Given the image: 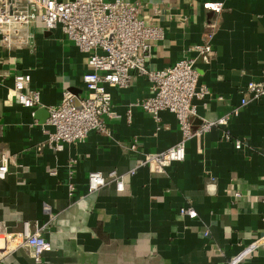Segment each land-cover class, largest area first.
I'll return each mask as SVG.
<instances>
[{
    "label": "crops",
    "instance_id": "crops-1",
    "mask_svg": "<svg viewBox=\"0 0 264 264\" xmlns=\"http://www.w3.org/2000/svg\"><path fill=\"white\" fill-rule=\"evenodd\" d=\"M126 1L138 3L141 16L163 28L146 63L151 69L196 56L190 47L202 42L206 24L215 23L210 60L195 64L209 93L193 101L196 115L189 121L194 130L202 119L227 113V124L202 135L200 153L189 138L184 159L160 173L137 166L181 135L172 112L161 110L156 122L129 106L150 95L147 79L135 76L127 88L107 87L114 112L105 119L108 133L90 130L82 141L49 148L47 106L59 103L65 90L85 93L86 54L60 27L31 24L30 47L0 46V143L11 155L0 180V250L3 233L29 220L42 226L50 243L40 264H226L254 243L238 264H264V94L240 105L248 81L264 85V0ZM214 1L223 8L204 6ZM16 71L30 75L28 86L39 91L41 105L28 108L15 100ZM112 170L123 175V190L111 181L88 190L90 171L106 176ZM45 204L49 214L42 211ZM187 206L194 217L180 214ZM0 264L35 263L18 248Z\"/></svg>",
    "mask_w": 264,
    "mask_h": 264
},
{
    "label": "built area",
    "instance_id": "built-area-1",
    "mask_svg": "<svg viewBox=\"0 0 264 264\" xmlns=\"http://www.w3.org/2000/svg\"><path fill=\"white\" fill-rule=\"evenodd\" d=\"M204 6L221 10L223 3L214 1ZM36 24L41 30L60 27L64 35L86 54L87 70L81 75L85 93L74 95L63 91L61 101L48 105L44 140L49 148L59 150L63 143L82 141L88 131L108 133L106 118L114 114L112 97L108 86L127 88L135 76H144L149 82L150 95L133 101L131 106H139L159 122V112H172L178 121L180 139L166 149L147 153L138 160L137 166H145L151 173H160L172 162L182 161L185 156V143L189 138L197 142L201 152L202 135L214 125H226L227 113L215 120L202 119L192 130L190 115H196L195 99H203L209 89L198 82L196 59L208 62L212 54L211 40L215 23L205 25L202 42L190 47L196 53L193 57H183L173 64L151 69L146 63L151 56L152 45L163 37V28L153 20L140 14V5L126 0H0V46L7 50L30 47L32 34L29 26ZM135 73V74H134ZM30 75L16 71L13 75L12 95L24 107L40 104L39 91L30 89ZM264 94V85L248 81L246 94L240 105L255 100ZM222 97L218 96L217 100ZM159 129V126H158ZM227 137V135H224ZM41 144V143H40ZM240 142H235L239 147ZM135 149V144L130 145ZM9 151L0 143V180H3L11 161ZM72 164V160L68 165ZM136 166L129 169L134 174ZM111 181L119 191L123 190V175L115 170L106 176L99 171L87 175L88 190L93 191ZM71 188V185H70ZM236 195H238L236 193ZM42 211L49 214L51 208L45 204ZM180 214L196 215L192 207H181ZM3 247L0 258L15 249L29 251L35 264H40L44 252L50 250V243L42 234V226L37 222L23 220L20 229L3 233ZM257 246L249 245L230 262L238 264Z\"/></svg>",
    "mask_w": 264,
    "mask_h": 264
}]
</instances>
